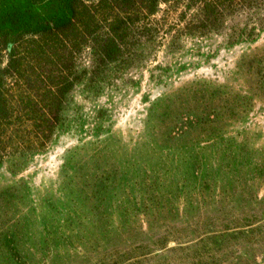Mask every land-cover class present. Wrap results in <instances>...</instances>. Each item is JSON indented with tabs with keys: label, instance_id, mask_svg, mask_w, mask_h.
Returning <instances> with one entry per match:
<instances>
[{
	"label": "rangeland",
	"instance_id": "rangeland-1",
	"mask_svg": "<svg viewBox=\"0 0 264 264\" xmlns=\"http://www.w3.org/2000/svg\"><path fill=\"white\" fill-rule=\"evenodd\" d=\"M203 2L80 51L47 148L0 155V264H264V0Z\"/></svg>",
	"mask_w": 264,
	"mask_h": 264
},
{
	"label": "trees",
	"instance_id": "trees-1",
	"mask_svg": "<svg viewBox=\"0 0 264 264\" xmlns=\"http://www.w3.org/2000/svg\"><path fill=\"white\" fill-rule=\"evenodd\" d=\"M171 0H0V56L20 88L7 93L0 81V155L47 148L63 121L70 91L79 80L78 54L89 43L99 62L117 59L142 20ZM253 0H204L203 20L213 28L228 8Z\"/></svg>",
	"mask_w": 264,
	"mask_h": 264
}]
</instances>
